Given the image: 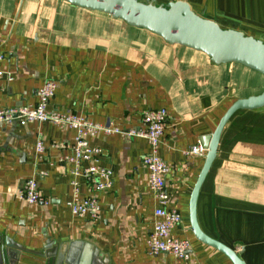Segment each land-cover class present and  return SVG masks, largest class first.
<instances>
[{
	"label": "crops",
	"instance_id": "crops-1",
	"mask_svg": "<svg viewBox=\"0 0 264 264\" xmlns=\"http://www.w3.org/2000/svg\"><path fill=\"white\" fill-rule=\"evenodd\" d=\"M183 1L221 28L264 41V0ZM0 53V68L12 75L0 77V108L33 104L45 78L56 82L47 110H69L97 124L135 130L142 111L165 108L157 154L168 165L167 206L181 216L172 233L190 242L183 259L146 250L155 200L141 162L144 138L122 132L87 138L101 150L98 164L111 169V184L96 192L99 217L91 220L65 205L72 178L78 197L88 194L83 178L70 173L73 164L62 160L74 131L50 122L0 123V241L25 248L5 264H45L29 250L41 251L46 242L69 248L70 264H231L188 227V197L203 156L183 151L212 132L234 99L259 93L261 74L236 62L214 64L200 51L64 0H0ZM28 177L43 202L18 197ZM195 210L206 235L245 264H264V106L237 110L224 124Z\"/></svg>",
	"mask_w": 264,
	"mask_h": 264
},
{
	"label": "built area",
	"instance_id": "built-area-1",
	"mask_svg": "<svg viewBox=\"0 0 264 264\" xmlns=\"http://www.w3.org/2000/svg\"><path fill=\"white\" fill-rule=\"evenodd\" d=\"M2 56L0 53V61ZM2 76L9 80L12 75L0 68V77ZM55 87L56 82L53 79H43L41 85L35 89L36 101L33 104L0 108V123L15 122L23 125L28 122H50L58 127H66L74 131L69 146L70 154L62 160L73 164L70 173L83 178L88 194L78 197V184L72 178L70 181L72 196L65 205L71 215L87 216L91 220L99 217L96 192L106 189L111 184V169L98 164L101 150L97 146L90 145L87 138L97 132L105 134L122 132L144 138L148 144V151L143 154L141 162L147 170V187L155 200L152 227L145 239L146 250L150 255L168 253L176 258H185L190 242L187 238H180L172 233L181 222V216L176 209L167 206L169 194L164 187V175L168 171V165L157 154L160 136L168 117L167 110L163 107L146 109L141 113L139 128L121 130L108 124H97L69 110H47V104ZM36 150L38 152L42 150L40 140L36 141ZM204 153L205 148L200 142H196L183 151L185 156H203ZM40 174L45 173L40 172ZM18 197L28 204L44 201L34 177H28L23 181Z\"/></svg>",
	"mask_w": 264,
	"mask_h": 264
},
{
	"label": "water",
	"instance_id": "water-1",
	"mask_svg": "<svg viewBox=\"0 0 264 264\" xmlns=\"http://www.w3.org/2000/svg\"><path fill=\"white\" fill-rule=\"evenodd\" d=\"M74 6L99 11L119 18L127 25L145 29L168 44H179L204 53L214 64L236 62L264 78V41L240 30L221 28L214 20L195 13L186 1L172 0L154 4L147 0H64ZM264 106V82L261 92L234 99L219 117L212 132L200 138L205 148L202 165L190 190L187 204L188 227L193 237L223 254L231 264H245L238 252L206 235L196 220V198L202 180L216 153L221 130L237 110ZM14 250H25L6 237L0 241V264L12 257ZM45 258V264H70V249L46 242L41 251L29 250Z\"/></svg>",
	"mask_w": 264,
	"mask_h": 264
},
{
	"label": "rangeland",
	"instance_id": "rangeland-1",
	"mask_svg": "<svg viewBox=\"0 0 264 264\" xmlns=\"http://www.w3.org/2000/svg\"><path fill=\"white\" fill-rule=\"evenodd\" d=\"M260 92H261V90H260Z\"/></svg>",
	"mask_w": 264,
	"mask_h": 264
}]
</instances>
